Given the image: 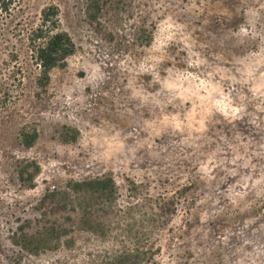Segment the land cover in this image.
<instances>
[{
  "label": "rangeland",
  "instance_id": "obj_1",
  "mask_svg": "<svg viewBox=\"0 0 264 264\" xmlns=\"http://www.w3.org/2000/svg\"><path fill=\"white\" fill-rule=\"evenodd\" d=\"M52 7L74 52L41 86ZM96 178L113 195L62 194ZM0 264H264V0H22L0 24Z\"/></svg>",
  "mask_w": 264,
  "mask_h": 264
},
{
  "label": "trees",
  "instance_id": "obj_2",
  "mask_svg": "<svg viewBox=\"0 0 264 264\" xmlns=\"http://www.w3.org/2000/svg\"><path fill=\"white\" fill-rule=\"evenodd\" d=\"M22 0H0V24L5 18L11 16V13ZM58 10L55 7L49 8L42 12L41 24L38 28L31 32L29 36V43L31 45L32 59L39 67L42 77L40 78V85H45L49 81L50 72L56 68L64 65L67 57L73 54L74 45L70 37L58 31ZM76 135V134H75ZM37 133L22 132V145L26 148H31L37 140ZM75 139V137L73 138ZM38 166L34 164L31 174L28 169H22L19 172L20 178L27 174L28 179L32 181L35 174L38 173ZM67 191L63 195L68 194H98L101 196H109L114 193V184L111 178H96L86 180L83 182H75L67 187Z\"/></svg>",
  "mask_w": 264,
  "mask_h": 264
}]
</instances>
